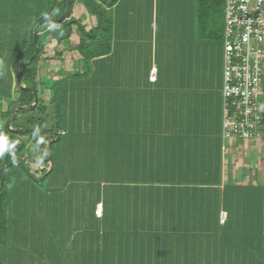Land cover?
<instances>
[{"label": "trees", "instance_id": "16d2710c", "mask_svg": "<svg viewBox=\"0 0 264 264\" xmlns=\"http://www.w3.org/2000/svg\"><path fill=\"white\" fill-rule=\"evenodd\" d=\"M118 1L83 0L85 11L90 17H94L87 28L82 22L85 17L80 18L79 14L75 16L73 12L59 23L45 22V19L57 18L64 12L66 0H39L41 15L34 23L38 53L18 71L21 85L32 86L37 94L38 101L34 106L30 105L33 93L18 85L16 75H13L18 62L29 58L35 50L33 34L31 40L29 38L25 42L22 51L11 61L14 68L12 73L10 70L6 72L10 80L7 87L14 88L15 92L8 89V107L0 112V264H77L68 259V255L74 252V238L67 243L68 235L64 234L65 239L61 240L56 234L60 230L58 224L65 227L59 213V206L64 203L58 202L65 190L76 191L82 199L89 201L91 195L93 216L100 204L98 202H103L101 217L96 218L101 223L109 214L108 207L115 212L120 209L122 201L128 199L123 197V191L144 190L169 195L177 188L234 191L236 195L232 199L229 214H240L243 226V222L249 217H255L257 222L254 228L252 225V229L242 228L238 233L236 231V235L240 234L243 240L241 243L236 240L237 247L241 249L236 255L242 260L239 264H264V181L257 183L254 176H249L244 181L243 173L240 177H235L231 170L233 164L228 160L227 176L222 184L221 153L225 140L221 134L222 120L220 125L219 122L217 124L214 111V116L208 117L206 122L194 117L191 119L195 120L194 123L187 129V118L175 115L172 120L167 119L171 108L179 106L178 93L184 92V95L196 97L202 95L203 85H191V81L194 78L202 80L207 65L208 75L212 71L215 52L209 55L205 53L207 50L204 52V45L207 43L220 51L221 72L217 78L215 75L208 77V83L212 89L214 82H218L223 103L224 0H195L197 11L194 38L197 39V52L193 56L183 54L190 58L191 63L181 59L182 56L175 60V56L168 53L169 59L163 68L161 65L152 66L151 60L146 59V56L135 63L128 61L122 64L118 57L121 28L114 22L110 11ZM219 19L223 22L222 26L218 24ZM73 28L77 31L78 41L73 47L70 43L66 47L77 52L86 70L79 72L72 68L74 71L71 72V68L65 69L60 65L58 71H61L62 78L46 87L43 78L38 76V60L47 59L46 52L50 50L48 44H65L64 41L69 39ZM217 40H221V44ZM62 54V51L54 50V56L58 59L60 57V60L63 59ZM109 55L111 58H107ZM112 57H118L116 62ZM153 69L154 78H151ZM194 69L199 71L197 77L188 72H194ZM185 72L189 74L187 86L182 84L183 80L178 83L179 77H183ZM56 74L59 75V72ZM63 79L67 83L61 82ZM67 79H73V82L68 84ZM123 80L125 84L122 85ZM74 84L80 85L83 91L92 90L101 102L106 103V111H109L106 112V119L100 117L97 120L100 123L90 127L76 126L72 130L71 124L67 126L65 110L63 108L61 113L60 107L63 94L60 96L58 89L65 94V90L71 91ZM45 88L49 90L48 96L44 93ZM38 89L41 91L40 95ZM261 90L259 101L264 107V79ZM200 103L195 102L194 106H199ZM10 115V127L22 129L21 131L8 129L5 123ZM260 124L264 126V108ZM258 141L264 149V129ZM49 142L50 150L47 152ZM209 142L212 143L211 149L203 150L201 146ZM197 149H201L199 151L202 153H196ZM30 158L42 161L35 172L28 167L27 161ZM199 159H204L205 165H198ZM262 164L264 167V157ZM39 177L41 180H37ZM146 200V213L141 217L140 223L142 225L145 222V225L141 231L148 233L147 230H150L149 233L156 234L157 239L159 235H168V226L163 227V221L168 218L165 209L169 204V196L161 199L162 215L156 211L162 220L151 224L149 222L154 204L160 198L155 196V199L150 197ZM71 202L68 200V204H65L68 208L67 216L65 215L68 230H83L84 236L89 231L91 213L85 210L89 206L84 203L79 205L76 212H72ZM156 209L158 210L157 207ZM233 209H236L234 214ZM72 215H77V218L73 220ZM43 239L48 243L47 247H44ZM156 243L157 246L153 249L155 258H161L157 263L153 261L146 264H168L165 245L158 240Z\"/></svg>", "mask_w": 264, "mask_h": 264}, {"label": "crops", "instance_id": "0c3cea01", "mask_svg": "<svg viewBox=\"0 0 264 264\" xmlns=\"http://www.w3.org/2000/svg\"><path fill=\"white\" fill-rule=\"evenodd\" d=\"M110 11L112 18L115 20L114 22L121 28V47L118 57L121 58L123 65L128 61L135 63L139 58L142 59L143 56H146V59L151 60L150 64L152 66L161 65L163 68L169 59L168 53H172L176 58L175 60H179V57L182 56L181 59H186L189 63L192 62L190 58L184 57L183 54L189 56L191 54L193 56L192 54L197 52L195 49L198 48L195 44L197 39L194 38L196 36L195 18L197 11L195 0H119L112 6ZM88 16L90 15L88 14ZM90 19L89 17L88 19L84 18L82 22L86 24L85 22ZM145 45L146 48H144ZM204 47V52L207 50L205 52L207 55L212 52L217 54L220 52L219 49L216 51L217 48L215 49L214 45L210 46L208 43ZM108 57L111 58L110 55ZM117 58L112 57L114 62H116ZM207 66L205 67L207 69L204 71L202 80L194 78L191 81V85L199 83L203 85L201 87L202 95L196 97L194 95H184V92L182 94L178 93L177 102L179 106L171 108L170 114L172 117L176 115L187 119L190 118V120L194 117H199L201 121L206 122L208 117L214 116L212 113L215 100L214 91L208 83L207 71L209 68ZM187 77H189V74L185 72L183 77H179L178 83L183 80L182 84L187 86ZM128 83L126 82V84ZM121 84H125L124 80ZM195 102L201 103L199 106H194ZM214 113L216 114V112ZM187 119L185 121L186 129L190 128V125L195 121ZM210 144L212 143H205L201 148L210 150ZM253 146L257 148V152L262 147L261 144ZM231 150L237 151L233 147ZM232 154L234 153L227 152L224 146L221 153L222 184L227 176V156H232ZM256 155L260 157V165L263 169L261 173L253 169V172L247 173L246 180L249 176H254L255 182L262 183L264 181V167L262 164L264 153L259 151ZM199 160L198 165H205L204 159L203 161ZM259 177L262 178L260 179ZM222 184L220 187H222ZM64 193L62 199H58L60 204L64 203L61 206L58 204L62 221L66 220L68 200L72 201L71 205L73 206L70 211L76 212L79 205H84L85 203L89 206L85 210L91 213V195L89 201L88 199H82L81 195L76 191L65 190ZM122 193L123 197L128 199H124L120 209L115 210V212L108 207L107 211H109V214L101 223H98L96 218L101 217L102 213H97L96 210H94L95 216L91 213L88 224L89 231L84 236L79 233L75 235L67 234L69 238L66 241L69 242L70 237H72L76 242H74V252L68 255V259L73 263L146 264L153 261L157 263L161 257L155 258L156 255L153 249L157 246L156 240H158L165 245L166 251H168V264H179L180 262L182 264H239L242 260L236 255L241 252V249L237 247L236 240L238 239L239 243L243 240L240 234L236 235V231L238 233L242 228L252 229V225L254 228L257 223L255 217L253 219L249 217L247 221L243 222V226L241 216H231L229 214L232 209V199L236 195H234V191L177 188L171 191L169 195L160 192H144V190L123 191ZM155 196H158L160 200L154 204L150 224L155 223L156 220H162L156 214V211H158L159 215H162L163 206L161 199L169 196V204L165 209V214H167L168 218L163 221V227L168 226L169 234L165 236L159 235L158 239L156 234L152 233V235L149 233L150 230H147L149 234L141 231L145 222L140 225L141 217L144 216L143 214L146 213L147 209L146 205L148 202L146 198L153 197L155 199ZM98 203H100L102 208L103 202ZM233 210L236 211V209ZM222 212L226 213L224 222L220 221ZM63 224L68 226L66 222H63ZM85 224L87 225V222ZM43 245L44 247L48 246L44 239Z\"/></svg>", "mask_w": 264, "mask_h": 264}, {"label": "rangeland", "instance_id": "374dc122", "mask_svg": "<svg viewBox=\"0 0 264 264\" xmlns=\"http://www.w3.org/2000/svg\"><path fill=\"white\" fill-rule=\"evenodd\" d=\"M38 2L39 0H0V112L6 110L8 107V102H9L8 99L10 96L7 93L9 89L7 87V83L10 80H9V77L6 76V72L10 70L12 73V69H14L12 67V64L10 65V63L14 58L17 57V54L20 51H22V49L25 46V42L29 38L31 40L32 34H33V40L35 39L34 30L36 29H35L34 23L36 22L37 17L41 15ZM85 10L86 9L83 5V0H75L73 4V8H72L73 14L75 16L79 14L80 18L84 16L85 19H88V17L90 19V16H88V13ZM43 13H45V10L43 11ZM220 18H221V15H220ZM91 21H94V17H92L89 21H86L85 22L86 25L89 26ZM218 24L219 26H222L223 22L220 21L219 19ZM72 31L73 32L70 34L69 39L65 41L63 40L65 44L58 45V42H56L55 45L48 44L47 47H49L50 50L46 52L47 59L45 60V58H39L38 60V76H40L41 79L43 78L42 80L43 82H45L46 87L50 86L54 81H56V79L62 78L61 71H58L59 70L58 66L60 65L64 66L65 69L73 68L74 70L79 71V72L86 70L83 63L79 60V56L77 52L74 49L72 50L71 48L66 47L67 43H70V46L73 47L74 44L78 41L79 37L77 35V31H75V28H73ZM217 42L221 44V40L219 41L217 40ZM41 44H43V42ZM54 50L62 51L63 53L62 60H60V57L58 59L54 56ZM213 57L214 58L212 61V71H210L208 77L211 78V76L215 75V78H217V75L220 74L221 72L220 53L219 52L218 54L215 53ZM29 58H26L22 61H28ZM22 61L20 60L18 64ZM15 69L13 70L14 72H15ZM55 69L57 73L59 72V75L56 74ZM73 69L71 70V72L74 71ZM193 71L194 72L189 70L188 72L192 76L197 77L198 76L197 72L199 71L196 69H194ZM15 74L13 73L14 77H15ZM67 80H68V84L69 82H73V79H70V80L67 79ZM61 82L67 83L64 79ZM212 90L214 91L213 96L215 99L213 103L214 104L213 111L216 112V116L218 119L217 124L219 122V125H220V122L222 120L223 103L220 97L221 94L219 92V90L221 91V88L217 81L214 82ZM58 91H59L60 96L63 94V97H61L62 100H61V105H60L61 113L63 112V108H64L65 110L64 116L66 117L67 126L69 127L70 124L72 126L70 129L73 130L75 129L74 127L76 126H81L84 128V127H90L91 125H97L98 123H100V121H97V120L101 119L102 117H104L105 119L107 118L106 112H109V111H106L107 109L105 108L106 103L101 102V99L96 97L97 95H95V92L93 93L92 90L83 91L81 90L80 85L74 84V87L71 91L65 90L66 91L65 94L61 91L60 88L58 89ZM11 92L12 93L15 92L14 88L11 89ZM38 93L39 95L41 94V91H39V89H38ZM44 93L46 96H48L49 90L45 88ZM97 98H98V101H97ZM167 119L168 121L172 120V115L170 113H168ZM263 129H264V126H263ZM206 134L208 135L207 132ZM256 144L257 145L261 144L258 141V139L252 140V141L246 140V139L245 140L239 139V138H236V139L231 138V139L225 140L224 146H225L226 151L234 153L232 154V156H227V157H228L229 162L233 164L232 166L233 168L231 170L235 177H240L241 173H243L245 174L244 175L245 177L243 180L246 181V177L248 175L247 173H249L253 169H256L258 173H261V170L263 168L260 165V157H258L256 154L259 151L260 153H264V149L262 150V147H260V149L257 152V148H254L253 146ZM49 147H50V142L47 148V152L50 150ZM232 147L233 149L236 148L237 151L231 150ZM199 150L201 149H197L196 153H202V151H199ZM33 153L34 152H32V154ZM27 163H28V167L31 170L33 169V172H35L34 170L36 169V167L38 168L40 167L42 161L40 160L34 161V159L30 158L28 159ZM259 178L261 179L262 177H259ZM234 213L235 211L233 212V214ZM237 214H234V215L236 216ZM238 216L240 215L238 214ZM72 218L74 220L75 218H77V215L76 216L72 215ZM48 226H50L49 222H48ZM64 226L65 227L60 226V224H58V227H60V230H58V233H56L57 237L60 236L61 240L65 239L64 234L67 235L69 232L72 235H75V232H77L81 236H83V230L74 229V232L73 231L71 232L68 230V227L66 226V224ZM70 239H72V237H70ZM67 243L65 245H67Z\"/></svg>", "mask_w": 264, "mask_h": 264}, {"label": "built area", "instance_id": "2783aa9c", "mask_svg": "<svg viewBox=\"0 0 264 264\" xmlns=\"http://www.w3.org/2000/svg\"><path fill=\"white\" fill-rule=\"evenodd\" d=\"M222 138L257 140L264 79V0H224ZM154 69L151 78H154ZM98 204L96 212L100 213ZM226 213L220 214L224 222Z\"/></svg>", "mask_w": 264, "mask_h": 264}, {"label": "water", "instance_id": "95a60500", "mask_svg": "<svg viewBox=\"0 0 264 264\" xmlns=\"http://www.w3.org/2000/svg\"><path fill=\"white\" fill-rule=\"evenodd\" d=\"M73 3H74V0H66L65 10H64V12H63L59 17H57V18L45 19L44 21L47 22V23H49V24H52V23H59V22L65 20L67 17L70 16V14H71V12H72ZM34 36H35V39H34V42H35V50H34L33 54L30 56V58L28 59V61H22V62H20V63L17 65L16 69H15V73H16L15 75H16V79H17L18 84H19L23 89L28 90V91H31V92L33 93V102L30 103L31 106H34V105L37 103V101H38L37 94H36V92L34 91V89H33L32 86L25 87V86H22V85H21V80H20V77H19L18 71H19V68H20L21 66H24V65H27L28 63H30V62L33 60V58H34V57L37 55V53H38V46H37V44H36V36H37V32H36V30H34ZM13 108H14V106H13ZM10 113H11V115L13 114V109H11V112H10ZM11 115H10V117L8 118V120L6 121V126H7L8 129L11 130V131H17V132L21 131L22 129H14V128L10 127V118H11ZM50 161H51V159H49V162H50ZM48 170H49V168L46 169V172H45V173H47ZM3 176H4V171H3V173H2V177H3ZM37 180H41V178H39V179H37Z\"/></svg>", "mask_w": 264, "mask_h": 264}, {"label": "clouds", "instance_id": "9594fccd", "mask_svg": "<svg viewBox=\"0 0 264 264\" xmlns=\"http://www.w3.org/2000/svg\"><path fill=\"white\" fill-rule=\"evenodd\" d=\"M235 139V138H234Z\"/></svg>", "mask_w": 264, "mask_h": 264}]
</instances>
